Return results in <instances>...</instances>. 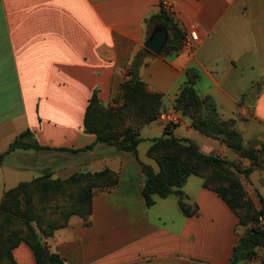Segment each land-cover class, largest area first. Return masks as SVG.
<instances>
[{
  "label": "crops",
  "instance_id": "crops-1",
  "mask_svg": "<svg viewBox=\"0 0 264 264\" xmlns=\"http://www.w3.org/2000/svg\"><path fill=\"white\" fill-rule=\"evenodd\" d=\"M162 1L0 0V154L25 131L30 132L25 142L49 147L15 148L3 158L0 199L8 188L46 171L60 179L105 168L118 175L113 188L93 195L88 224L73 215L45 239L64 264H227L244 231L224 200L194 175L181 190L195 214L185 215L174 193L155 195L154 204L146 206L141 163L158 170L146 151L164 132L159 120L140 128L137 153L102 143L80 150L96 139L83 129L90 96L96 91L104 103L116 104L120 84L141 53L138 77L148 90L163 94L166 107L186 72L195 75L198 95L209 97L218 116L232 119L244 144L262 149L264 158V0H167L172 13L167 20L164 14L155 19ZM159 29L167 30V41L154 54L144 43ZM190 29L200 38L192 50L182 45ZM171 132L194 141L205 154L217 152L250 167L187 118ZM240 175L260 208L263 167ZM12 254L15 264H36L23 242Z\"/></svg>",
  "mask_w": 264,
  "mask_h": 264
},
{
  "label": "trees",
  "instance_id": "trees-1",
  "mask_svg": "<svg viewBox=\"0 0 264 264\" xmlns=\"http://www.w3.org/2000/svg\"><path fill=\"white\" fill-rule=\"evenodd\" d=\"M163 14L167 20L168 13L163 9L153 17L160 19ZM140 55L138 53L133 59L127 78L120 84L118 104H105L96 91L90 96L83 129L94 134L96 139L80 150L102 143L137 153V146L143 141L140 128L155 121L163 107V94L148 90L146 83L138 77ZM186 74L187 79L173 100L174 108L190 120L195 130L218 139L242 159L250 160L251 164L242 168L240 162L205 154L194 141L175 136L171 132L172 126L165 125L163 134L152 138L146 151L147 156L156 162L158 170L141 163L145 176L142 189L145 204L152 206L155 195L164 198L174 193L181 211L187 216L193 215L197 208L183 202L181 187L189 176L200 177L203 187L217 193L236 214L238 226L244 227L227 264H247L258 256L259 250L264 252V221H259V217L264 220V199H260L261 207L257 208L246 197L239 174L248 175L258 167V149L244 144L233 120L220 118L213 101L198 95L194 87L196 76ZM29 134L25 131L18 135L0 154V163L15 148H49L25 142L23 139ZM117 181V173L108 168L96 172L79 171L66 179L54 178L46 171L8 188L0 199V254L5 253L10 264H15L12 250L23 242L33 252L36 264H64V257L47 249L45 239L66 226L72 215L81 217L88 224L93 195L113 188Z\"/></svg>",
  "mask_w": 264,
  "mask_h": 264
},
{
  "label": "rangeland",
  "instance_id": "rangeland-1",
  "mask_svg": "<svg viewBox=\"0 0 264 264\" xmlns=\"http://www.w3.org/2000/svg\"><path fill=\"white\" fill-rule=\"evenodd\" d=\"M164 100V99H163ZM116 101H117V103L116 104H118V102H119V98L118 99H116ZM106 104V103H105ZM116 104H109V105H116ZM167 112H176V113H178V114H180L181 115V118H182V121H181V123L180 124H182V122H184V118H187V117H185V116H183L182 114H181V112L180 111H178V110H176L175 108H174V106H173V104H172V106H168V107H166L164 104H163V107H162V109H161V111H160V113L158 114V117H157V119L156 120H159V121H161L164 125H165V122H164V120H163V118H162V114L163 113H167ZM188 119V118H187ZM188 121H189V123H190V120L188 119ZM179 124V125H180ZM177 126V125H176ZM174 127V126H173ZM209 137V136H208ZM212 138V137H211ZM213 139H215V141H217V142H220V143H222L221 141H219L218 139H216V138H213ZM222 144H224V143H222ZM144 144H142V145H140L139 146V152H140V155H142V156H144V154H143V146ZM251 147H253V148H255V149H258V161H259V167H263V169H264V158L262 157L263 156V153H262V149H260V148H256V147H254V146H251ZM234 151V150H233ZM235 152V151H234ZM236 153V152H235ZM216 154V156H219V157H221V158H224V159H228V158H226L225 156H223V155H221L220 153H215ZM237 155H238V157L240 158V159H242L240 156H239V154L238 153H236ZM210 155H214L213 153L212 154H210ZM245 160H247L248 161V163L249 164H251V162H250V160H248V159H246V158H244ZM228 160H230V159H228ZM231 161V160H230ZM231 169L234 171V168L233 167H231ZM239 176H240V178H241V175L239 174ZM245 176V175H244ZM246 181V180H245ZM249 184H247V186H248ZM244 186V185H243ZM244 189H245V194H246V197L248 198V199H250L251 201H252V203L255 205V203L258 201V198H257V194L253 191V190H251V189H247L245 186H244ZM256 206V205H255ZM73 216V215H72ZM75 216H77V215H75ZM264 221V220H263ZM4 255H5V253H4ZM4 255H1L0 254V264H10V261L8 260V258L7 257H5ZM247 264H264V252H263V250H259V254H258V256L255 258V259H253V260H251V261H249Z\"/></svg>",
  "mask_w": 264,
  "mask_h": 264
},
{
  "label": "built area",
  "instance_id": "built-area-1",
  "mask_svg": "<svg viewBox=\"0 0 264 264\" xmlns=\"http://www.w3.org/2000/svg\"><path fill=\"white\" fill-rule=\"evenodd\" d=\"M162 9L168 14L172 13L171 3L167 0L161 2ZM199 35L196 29H190L188 33L183 38V47L192 50L193 47L199 43ZM162 118L165 122V125L176 126L179 125L182 121L181 115L176 112H167L162 114ZM259 221L263 222V218L259 217ZM191 264H210L203 261H193Z\"/></svg>",
  "mask_w": 264,
  "mask_h": 264
},
{
  "label": "water",
  "instance_id": "water-1",
  "mask_svg": "<svg viewBox=\"0 0 264 264\" xmlns=\"http://www.w3.org/2000/svg\"><path fill=\"white\" fill-rule=\"evenodd\" d=\"M167 41V30L159 29L152 34L145 41L144 46L150 52L154 54H160L166 46Z\"/></svg>",
  "mask_w": 264,
  "mask_h": 264
}]
</instances>
